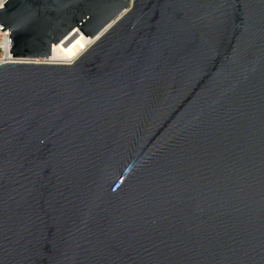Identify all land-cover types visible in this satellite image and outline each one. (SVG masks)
<instances>
[{"label": "water", "instance_id": "95a60500", "mask_svg": "<svg viewBox=\"0 0 264 264\" xmlns=\"http://www.w3.org/2000/svg\"><path fill=\"white\" fill-rule=\"evenodd\" d=\"M0 26L19 61L95 40L0 66V264H264V0H7Z\"/></svg>", "mask_w": 264, "mask_h": 264}, {"label": "bare ground", "instance_id": "6f19581e", "mask_svg": "<svg viewBox=\"0 0 264 264\" xmlns=\"http://www.w3.org/2000/svg\"><path fill=\"white\" fill-rule=\"evenodd\" d=\"M126 11L122 12L120 16L124 15ZM94 41L95 40L86 38L83 35L72 36L63 43L52 45L51 55L46 61L52 65H69L78 59Z\"/></svg>", "mask_w": 264, "mask_h": 264}, {"label": "built area", "instance_id": "2783aa9c", "mask_svg": "<svg viewBox=\"0 0 264 264\" xmlns=\"http://www.w3.org/2000/svg\"><path fill=\"white\" fill-rule=\"evenodd\" d=\"M6 1L7 0H0V9L3 8V4ZM2 29L3 27L0 26V30ZM12 63H22V61L12 58V55L9 54L8 31L3 30L2 32L0 31V66Z\"/></svg>", "mask_w": 264, "mask_h": 264}, {"label": "rangeland", "instance_id": "374dc122", "mask_svg": "<svg viewBox=\"0 0 264 264\" xmlns=\"http://www.w3.org/2000/svg\"><path fill=\"white\" fill-rule=\"evenodd\" d=\"M131 2V0H129ZM22 63L49 64L47 61H22Z\"/></svg>", "mask_w": 264, "mask_h": 264}]
</instances>
